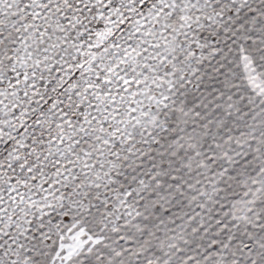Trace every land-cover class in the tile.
Masks as SVG:
<instances>
[{
    "label": "snow or ice",
    "instance_id": "snow-or-ice-1",
    "mask_svg": "<svg viewBox=\"0 0 264 264\" xmlns=\"http://www.w3.org/2000/svg\"><path fill=\"white\" fill-rule=\"evenodd\" d=\"M0 264H264V0H0Z\"/></svg>",
    "mask_w": 264,
    "mask_h": 264
}]
</instances>
